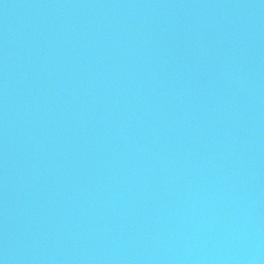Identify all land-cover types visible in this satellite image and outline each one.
I'll use <instances>...</instances> for the list:
<instances>
[{
  "label": "water",
  "instance_id": "1",
  "mask_svg": "<svg viewBox=\"0 0 264 264\" xmlns=\"http://www.w3.org/2000/svg\"><path fill=\"white\" fill-rule=\"evenodd\" d=\"M0 264H264V0H0Z\"/></svg>",
  "mask_w": 264,
  "mask_h": 264
}]
</instances>
